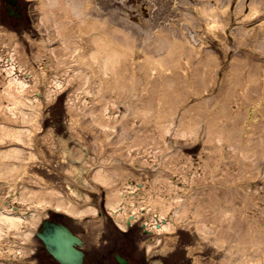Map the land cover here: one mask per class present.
<instances>
[{
	"label": "rangeland",
	"instance_id": "1",
	"mask_svg": "<svg viewBox=\"0 0 264 264\" xmlns=\"http://www.w3.org/2000/svg\"><path fill=\"white\" fill-rule=\"evenodd\" d=\"M17 1L24 8L25 18H7L6 23L16 21L15 29L19 32L17 39L22 43L23 53L29 62L35 64L36 48L32 46V41L46 39L54 32L47 28L46 33L42 25L39 0ZM90 2L91 20L106 17L115 36H119L122 30L129 39L127 72L132 79L128 83V86L132 85L130 94L127 97L124 95L115 108L101 112L105 116L111 115L116 127H97L91 121L88 114L91 107L96 111L104 107L100 101H95V94H80V100H77L80 103L71 108L70 99L76 101L74 95H71L76 88V80L65 82L66 86L56 94L53 101H47L45 90L50 71L45 72L35 87V93L42 97L38 104V117L33 119L41 127L34 133L32 141L36 159L28 162L30 165L25 172L21 170L12 175L10 188H52L71 199L78 207L97 203L102 211H106L104 204L107 190L100 185L95 190L87 183H94L93 173L105 158L113 162L107 165L108 170L127 169L131 173L130 179L148 186L158 174L174 176L181 181L180 172H186L196 182L192 185L185 183L187 185L183 189L192 188L191 192L200 204H208L205 194L209 186L216 188L219 196L228 199L232 196L237 209L232 221L211 219L212 225L206 231L207 236H203L194 223V210L184 212L180 209L174 216V230L166 235L168 237L161 235L164 243L144 253L143 246H147L150 235L144 234L139 225L161 210L157 204H154L155 210H149L146 216L138 220L128 236L123 235L114 220L106 216L100 220L97 215L72 217L50 206L40 209L39 223L47 216H58L70 225L84 240L86 264H118L114 259L115 253L126 256L128 264H243V253L249 255L256 248L255 245L264 252V232L255 231L253 235L251 229L253 224L255 227L264 224V0ZM253 5L258 10L256 13L251 11ZM201 7L213 8L221 24L210 25L211 15H202ZM163 34L176 44L178 52L174 61L180 70L153 74L147 67L146 58H159L155 44L159 43L158 36ZM51 39L52 47L59 44L55 36H51ZM44 61L50 62L51 59L45 58ZM169 82H173L174 86L176 83L177 95L173 101L175 112L171 115L173 118L169 122L168 131L162 132L161 127H164L168 116L159 100L160 93L166 91L164 86ZM150 85L153 87L143 94L142 91ZM108 90L104 89L103 95H108ZM141 95L143 97L137 104ZM81 102H85V106L79 107ZM135 104L143 109L150 107V115L143 118L133 113ZM184 116L192 118L191 123L196 122L198 126L183 136L178 132V125L180 121L186 122ZM249 117H253L252 120ZM211 122L218 123L217 129H223L225 135L221 142L207 135ZM121 123L125 130L120 129ZM254 126L261 130L257 135L253 133ZM231 132L239 141L230 146L228 137ZM137 137L142 140H138V146L129 150V145ZM96 138L99 142L95 141ZM156 140L159 141L154 143ZM249 146L256 151V155L250 157L243 166L239 149ZM114 150L117 155L113 156L111 152ZM127 150L130 151L129 155H126ZM120 155L123 161L118 160ZM176 157L181 158L176 164L180 171L172 172L169 164ZM239 169L245 174L238 173ZM0 185V196L5 195L3 182ZM70 190H75L77 196H70ZM83 190L91 192L93 200H85ZM157 192L171 199L164 186ZM195 192L199 193L196 195ZM227 202L222 204L226 205ZM19 205L22 214L29 215V206L22 203ZM180 205L167 209L165 217L170 218L174 209ZM145 208L148 211V207ZM87 222L97 224L91 226ZM26 224L29 225L28 222ZM19 231L24 232L25 227L21 226ZM15 232L4 237L13 250L0 253V262L55 263L35 237V231L27 241L19 239ZM166 238H172V241ZM214 238L223 244L219 242L217 245ZM254 240H258L256 244ZM20 246L22 252L18 251V256L16 250Z\"/></svg>",
	"mask_w": 264,
	"mask_h": 264
},
{
	"label": "bare ground",
	"instance_id": "2",
	"mask_svg": "<svg viewBox=\"0 0 264 264\" xmlns=\"http://www.w3.org/2000/svg\"><path fill=\"white\" fill-rule=\"evenodd\" d=\"M18 6L17 1L0 0V183L3 182V190H6V194L0 196V253L13 250L8 241L4 240V237L12 231H16L15 234L19 239L27 241L39 223L40 209L48 206L72 217L83 218L89 215H97L98 220H100L103 216H106L108 219L114 220L120 229L130 232L142 216H146L149 210H155L156 205L154 204H157L161 206V210L155 216H152L150 220L145 219L146 221H142L139 225L144 234L150 235L146 242L147 246L144 245L148 253L154 247L164 243L161 235L168 237L166 235L174 230L176 224L174 216L179 213L180 209L184 212L194 210L193 213L196 219L194 223L203 236H207L206 231L209 228L211 229V219L213 221L215 218H222L232 221L235 218L237 209L234 206L232 196L229 199L224 198L219 196L216 188L207 186L208 193L205 196L208 197L209 202L208 204H200L197 199L195 200V196L191 192L192 188L184 190L183 187L187 185L185 183L189 182L192 185L196 182L195 178L186 175V172H180L182 173L181 181L179 179L178 181L174 176L168 177L158 174L148 186V184L136 179H130L129 175L131 173L127 169L108 170L107 165H112L113 162H110V159L107 160V158L94 171L92 176L94 183L87 182L95 190L97 185L107 190L104 204L106 211H102L97 203L78 207L71 199H67L58 190L52 188L29 189L25 187L19 188L20 190H16L17 187L15 186V189L10 188L11 184L9 182H12V175L21 170L25 172L30 165L28 162H34V159H36V154L32 150V141L34 133L41 127L39 122L33 119L38 117V104L41 96L35 93V87L39 79L45 75V72L50 71V78L47 81V89L45 90L46 100L49 102L53 101L56 94L66 86L65 82L69 81L76 80L77 82L76 88L71 94L74 95L76 101L70 99L72 102H69L71 108L77 107L80 103L77 101L80 100V94H95V101H100L104 107L96 111L92 106L88 114L93 124L102 128L115 129L116 124L113 117L111 115L105 116L101 112L111 107L115 108L119 102L121 103L124 95L127 97L130 94L132 87V85L131 87L128 86V83L132 81L127 72L130 53L127 44L128 36L122 30L119 36H115L113 27L111 28L106 22V17L91 20V13L89 12L92 8V2L90 0H39L42 25L45 26L46 33H48L49 28L53 29L54 33L51 36L58 38L59 44L52 47L51 36L46 39L32 41V46L36 48L34 53L36 56L35 64L26 59L22 50V43L17 39L19 32L14 30L8 22V24L6 23L7 18H20L17 15ZM254 7L255 5L251 6V11L256 13L258 10ZM212 10L211 7L200 8L202 15L206 17L211 15L209 24L218 26L221 22L216 19L217 14ZM158 40L159 43L155 44V51L158 52L159 58L154 59L148 56L146 58L148 69L154 72L153 74L158 71L161 74L164 72L169 73V70H180L175 66L177 63L175 64L174 57H177L176 53L178 51L174 41H171L169 36L164 34L159 35ZM159 52H162V54ZM45 58H50L51 61L46 62L44 61ZM66 78H68V81H66ZM262 79L264 80V74ZM175 86L173 82H169L164 86L166 91L160 93L161 100H159V103H161V107L165 108V115L168 116L163 124L164 127H161L162 132L164 130L168 131L169 122L173 118L171 115L175 112L173 109V101L177 95ZM151 87L153 85L148 86L142 93H147ZM108 88V95H103L104 89ZM135 88L136 86H134ZM141 97L143 95L138 97L137 104L142 99ZM137 104L132 109L133 113L143 118L150 115V107L146 106L143 109ZM80 106H85V102H81ZM249 118L252 120L253 117ZM183 119L186 122L180 121L178 132L184 136L193 132L194 126L197 127L198 125L195 124L196 122L191 123L192 118L184 116ZM217 124L209 123L207 135L210 139L221 142L225 134L222 128H216ZM120 126L121 130L122 128L125 130L123 123ZM260 131L254 126V135H257ZM121 133L123 134V132ZM161 133L159 137H161ZM138 140L141 141L142 139L137 137L131 142L128 149L138 146ZM228 140L230 146L235 141H239V139L236 140V135H233L232 132ZM95 141L99 142L98 138ZM158 141L156 140L154 143ZM250 147L252 146L239 149L243 166L246 165L245 163L248 162L247 160L250 157L256 155V151ZM129 150L126 151V155L130 154ZM111 153L113 156L114 154L117 155L116 150ZM178 159L181 158L176 157L174 158L175 161L169 164L172 172L180 171L176 166ZM118 160L123 161L121 155ZM187 161H189L188 158ZM238 173L245 174L241 169L238 170ZM156 181L160 184L156 185ZM163 186L168 190L171 199H167L157 192ZM70 192L68 193L70 196L76 195L75 190H70ZM83 192L85 200H93L91 192H85L84 190ZM195 193L197 195L199 192ZM227 200L226 205L222 204ZM20 203L29 206V215L22 214ZM178 205L180 207L173 208L174 212L170 218L165 217L167 209ZM192 205L193 208H190ZM145 207H148V211H145ZM207 211L211 213L208 214ZM27 222L29 225L26 224ZM63 224L66 230L71 231L77 237L79 236L66 222ZM88 224L93 226L97 222H87ZM21 226L25 227L24 232L19 231ZM251 229L253 235H255V231L264 232V224L256 227L253 224ZM165 240L170 242L172 238H166ZM254 241L256 244L258 240ZM219 242L223 244L222 241H218V238H216L215 243L218 245ZM76 246L75 242L69 241L66 252L75 254L74 248ZM255 247L249 255L243 253V264H264L263 250L258 249L259 247L256 245ZM18 251L19 253L22 252L21 246L16 250V254L19 256ZM16 254L15 256H17ZM80 258L81 262L78 264H86L85 254L81 255ZM0 264L7 263L0 262Z\"/></svg>",
	"mask_w": 264,
	"mask_h": 264
},
{
	"label": "water",
	"instance_id": "3",
	"mask_svg": "<svg viewBox=\"0 0 264 264\" xmlns=\"http://www.w3.org/2000/svg\"><path fill=\"white\" fill-rule=\"evenodd\" d=\"M44 229L38 232V236L43 240L47 250L61 264H78L81 262L82 252L74 248L75 254L66 252L69 241L81 244V240L66 230L65 226L57 223L45 222ZM52 246V247H51ZM122 264L125 262L120 260Z\"/></svg>",
	"mask_w": 264,
	"mask_h": 264
}]
</instances>
